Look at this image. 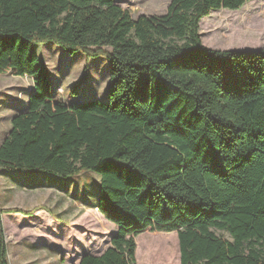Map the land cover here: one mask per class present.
<instances>
[{"label": "trees", "instance_id": "trees-1", "mask_svg": "<svg viewBox=\"0 0 264 264\" xmlns=\"http://www.w3.org/2000/svg\"><path fill=\"white\" fill-rule=\"evenodd\" d=\"M251 1L171 0L163 15L132 19L115 0H0V74L32 82L0 169L95 173V209L117 228L77 264H135L145 229L176 232L179 264H264V47L211 50L199 37L210 12ZM46 43L106 58V100L55 101ZM152 237L148 263L166 264L168 244Z\"/></svg>", "mask_w": 264, "mask_h": 264}, {"label": "rangeland", "instance_id": "rangeland-1", "mask_svg": "<svg viewBox=\"0 0 264 264\" xmlns=\"http://www.w3.org/2000/svg\"><path fill=\"white\" fill-rule=\"evenodd\" d=\"M170 1L115 0L132 19L163 15ZM199 37L201 44L211 50H261L264 47V0L248 2L236 11L210 12L199 23ZM42 54L55 101L106 100L109 80L106 58L68 53L52 43L42 45ZM30 90L29 78L0 74V144L8 135L11 118L26 104ZM73 91L76 93L72 94ZM98 181V175L90 171L61 178L0 169V208L8 211L2 215L8 264H77L82 255L101 254L117 228L95 209ZM213 232L231 240L225 232ZM152 236L168 244L166 264H179L176 232L150 229L133 238L135 264H149L144 244Z\"/></svg>", "mask_w": 264, "mask_h": 264}, {"label": "crops", "instance_id": "crops-1", "mask_svg": "<svg viewBox=\"0 0 264 264\" xmlns=\"http://www.w3.org/2000/svg\"><path fill=\"white\" fill-rule=\"evenodd\" d=\"M1 209V208H0ZM3 222V221H2ZM2 225H3V223H2Z\"/></svg>", "mask_w": 264, "mask_h": 264}]
</instances>
